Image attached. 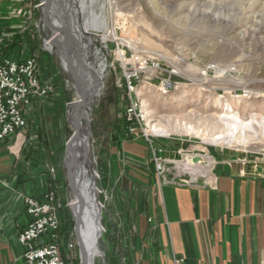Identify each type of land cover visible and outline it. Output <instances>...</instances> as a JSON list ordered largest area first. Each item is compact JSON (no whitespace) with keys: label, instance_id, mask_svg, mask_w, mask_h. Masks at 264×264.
Wrapping results in <instances>:
<instances>
[{"label":"rangeland","instance_id":"rangeland-1","mask_svg":"<svg viewBox=\"0 0 264 264\" xmlns=\"http://www.w3.org/2000/svg\"><path fill=\"white\" fill-rule=\"evenodd\" d=\"M102 1L94 0L92 8L96 13L102 9L107 21L105 53L108 67L102 78V93L91 103L88 117V157L95 173L104 228L98 240L103 255L95 259V264H131L124 246L118 243L122 229L112 228L119 221L116 211L124 215V196H128L131 183L126 173L115 171L114 155L110 154L112 145L118 141L115 134L125 127V114L131 112L135 116L137 137L147 146L142 133L154 135L155 132L150 131L153 124L166 130L167 134L154 137V142L171 144L172 152L163 155L164 173L178 177L180 182L205 178L199 168L187 164L189 155L185 154L208 156V161L209 158L214 161L211 167H215L220 158L228 156L264 158V0H158V11L170 23L157 18L144 0H105L104 6ZM0 2L18 4L29 12L26 15L32 17L41 52L53 64L54 75L49 82L54 86L51 95H56L54 105L45 107L40 117L38 115L34 123L38 125L34 140L29 141V135L25 140L29 143L28 154H38L40 147L37 144L42 145L46 167L50 171L53 169L48 165L50 162L59 166L64 181L62 187L66 188L65 203L54 190L59 198L57 207L65 211L62 223L66 220L70 224L69 227L61 226V231L66 232L67 228L73 229L74 222L63 157L66 142L74 132L70 105L79 97L74 81L63 70L59 46L48 47L51 29L40 21L41 0ZM64 2L67 6L72 5L71 0H62ZM174 6H180L182 10L174 14ZM217 16L226 21L217 20ZM99 47V40L92 41L90 63L101 56L100 51L99 56L95 53ZM120 51L125 53L124 59L119 58ZM144 61L149 65L157 62L162 68L157 71L142 68L140 64ZM208 64L217 65L218 69L208 72L205 68ZM131 74L135 82L130 89L127 76ZM168 76L180 83L166 92L160 81ZM228 107L244 120L254 117L256 132L245 130L241 143L229 145L205 140V136L226 131L219 116ZM236 136H240V132ZM75 247V252L66 257L69 264H79L77 245Z\"/></svg>","mask_w":264,"mask_h":264},{"label":"crops","instance_id":"crops-1","mask_svg":"<svg viewBox=\"0 0 264 264\" xmlns=\"http://www.w3.org/2000/svg\"><path fill=\"white\" fill-rule=\"evenodd\" d=\"M26 12L18 4L0 2V55L23 59L35 53L40 79L50 81L53 64L41 52ZM55 96L34 99L25 110L27 126L0 140V264H23L17 235L29 220L25 195L40 196L48 190L56 195V190L66 202L58 164H48L52 171L46 167L40 143L38 154H28L27 148L38 129V115L54 105ZM115 137L118 141L110 149L113 167L126 173L131 183L121 206L124 215L114 212L119 221L112 228L122 229L118 243L131 264H264V158L228 156L215 167L209 158L205 168H199L201 174L207 171L204 179L180 182L168 172L157 175L150 148L141 139L123 133ZM162 142L157 144L166 156L171 144ZM60 208L63 230L61 226L70 224L62 223L65 211Z\"/></svg>","mask_w":264,"mask_h":264},{"label":"built area","instance_id":"built-area-1","mask_svg":"<svg viewBox=\"0 0 264 264\" xmlns=\"http://www.w3.org/2000/svg\"><path fill=\"white\" fill-rule=\"evenodd\" d=\"M2 32L0 28V40ZM125 58V53H123ZM142 68L149 67L154 71L161 69L159 63L140 64ZM148 65V66H147ZM140 67V68H141ZM208 72H215L217 65H206ZM134 75L127 76V84L135 82ZM134 81V82H133ZM179 81L168 76L161 79L160 85L164 91L178 87ZM54 92V86L49 81L39 77L38 56L31 53L23 59H12L0 55V140L16 134L27 126L25 110L32 106L34 99L44 100ZM242 93H245L242 90ZM127 126L124 136L137 137V123L135 116L128 112L125 114ZM151 151V160L158 176L163 177L165 171L164 149L154 142L155 138L163 135L151 133L141 134ZM200 153H189L193 155ZM203 155V154H201ZM205 158L208 156L203 155ZM193 168H200L198 164H189ZM207 174V171L204 175ZM24 209L29 217L27 223L17 235L18 242L23 249V264H69L66 257L70 256L75 248L73 229L66 232L60 230L58 216V203L53 191H46L40 196L25 195Z\"/></svg>","mask_w":264,"mask_h":264},{"label":"bare ground","instance_id":"bare-ground-1","mask_svg":"<svg viewBox=\"0 0 264 264\" xmlns=\"http://www.w3.org/2000/svg\"><path fill=\"white\" fill-rule=\"evenodd\" d=\"M53 1L56 4V6L50 5L48 6V9L51 12L57 11L59 20H56L55 18L49 19L50 22L52 23V26L50 27L51 29L50 39H53L60 48V52L58 51V54L62 57L61 60H62L63 70L65 73L68 74L71 70L79 73V75L84 80L87 91L92 92L94 90L98 93L99 89H102V78L108 67V61H107L108 55L105 53V50L107 49L106 40L108 39L107 38L108 35L106 34L107 21L105 19L104 12L101 8H100L101 10L98 13L94 11V9L92 8L93 7L92 4L94 0H86V2H84L83 0H71V4H72L71 6L70 5L67 6L65 2L63 4L59 3L58 0H53ZM144 1L146 6L153 11L154 15L157 18L166 19L167 23H170V21L164 16V14L158 11L159 8L158 0H144ZM105 2H106L105 0L102 1V6L106 4ZM83 3L85 6L83 5ZM63 8H65V10ZM180 8H181L180 6H174L172 8L173 13L176 14L175 12L182 10ZM215 18L217 20H222V21L224 20V18L222 19V17L219 16ZM56 25L60 26V28H62L64 32L66 31L71 36H73L74 39H76L77 43L84 51V55H81V57L84 58L87 66H84L83 68L80 67V69H78L79 68L78 62L71 59L70 68L67 67L66 54H65L64 43L62 40V35L57 31L55 27ZM95 39L100 41V47L99 49L96 50L95 53L98 54L99 56L98 52L100 51L101 56L96 57V62L90 63L88 61L91 55L89 48L92 46V41H94ZM48 43H49L48 47L52 49L53 47L51 46L49 39L47 40V44ZM118 56L120 59H124L123 51H120L118 53ZM78 99L79 98H77V100L70 105L69 113L72 123L75 122V119L77 118L78 115V111H79V104L77 103ZM219 118L225 125L226 131L222 134L205 136L204 137L205 140H209L216 144L226 143L229 145L232 142L241 143L243 140L242 136L245 130L246 131L251 130L256 132L254 128V123H256V120L254 117H251L248 120H244L240 118L232 109H230V107H228V109H225V111L220 114ZM150 131H153L156 134H160V135L167 134L166 130L163 127H157L154 124L151 126ZM237 132H240V136H236ZM70 145H71L70 149L72 152L67 153L68 158L70 157V155L73 154L77 158V160L80 161L84 158V149H87V156H86L88 161L87 164L90 165V160L88 157V152L90 149V140L88 137V129L85 120H81L80 122L79 137L74 138L70 142ZM207 158H205L206 163H208ZM187 164H191L190 160L188 161ZM205 166L200 168L203 169L205 168ZM81 171L83 173L82 181L77 182V177H75L77 187H79V191L83 195V205H82L83 214H82L81 234L83 237L84 245L89 255L88 264H95V259L97 257L102 258L101 255H103L98 247V240L104 231V228L101 223V204L97 199L98 194L96 193L95 186L94 187L92 186V182L90 178V174H91L90 170H88L87 167L84 166ZM205 172L206 171H203L202 175H204ZM93 177H95V174ZM74 201L75 198H72L70 200V204L72 203L73 205ZM76 206L79 209L78 203H76Z\"/></svg>","mask_w":264,"mask_h":264},{"label":"water","instance_id":"water-1","mask_svg":"<svg viewBox=\"0 0 264 264\" xmlns=\"http://www.w3.org/2000/svg\"><path fill=\"white\" fill-rule=\"evenodd\" d=\"M58 2L62 3V0H58ZM50 5L56 6L53 0H41L39 4V11H40V16H41L40 21L45 23V25L48 28L52 26V23L50 22L49 19L55 18L56 20H59L57 11H54V12L49 11L48 6ZM63 9L65 10V8ZM55 27L57 31L62 35V40L64 43L65 54H66L67 67L70 68L71 59L78 62V67H79L78 69H80V67L83 68L84 66H87L84 58L81 57V55H84V51L82 50L80 45L77 43L76 39H74V37L71 36L66 31L64 32L63 29L60 28V26L56 25ZM50 44L51 46L56 45L53 39H50ZM66 74L74 81V87L79 97L77 101V103L79 104V111H78L77 118L75 119V122L72 123L74 132L66 142L65 153L63 157V164L65 168V179H66L67 189L69 193L71 194L72 198H75L73 205L71 203L69 204V206H70V213L73 217V222H74L73 233H74V239H75L77 249H78L79 264H88L89 255L84 245L83 237L81 234L82 214H83V209H82L83 195L79 191V187H77L75 177H77V182L82 181L83 173L81 170L83 169L84 166L87 167V169L90 170L91 172L90 178H91L92 186L94 187L95 183H94L93 176L95 173L92 169L91 161H90V165L87 164L88 162L86 158L87 149H84V158L80 161H78L77 158L73 154L70 155V157L68 158L67 153L72 152L70 149L71 148L70 142L74 138L79 137V127H80L81 120L86 121L87 129H88V137L90 140V124H89V119H88L90 105L93 102V100L97 96L100 95L103 88L99 89L98 93L94 90L92 92H88L86 89L84 80L79 75V73L71 70L69 74L68 73ZM68 99L70 100V98ZM188 159L190 160V163L198 164L201 167L207 164L205 157L201 154L189 155ZM76 203H78L79 209L76 206Z\"/></svg>","mask_w":264,"mask_h":264},{"label":"trees","instance_id":"trees-1","mask_svg":"<svg viewBox=\"0 0 264 264\" xmlns=\"http://www.w3.org/2000/svg\"><path fill=\"white\" fill-rule=\"evenodd\" d=\"M133 82H134V81H133ZM123 122H124V124H125V125H124L125 127L123 128V130H119L117 134H120V133L122 134V133H124V131H125V129H126V126H127V121L125 120V117H124V119H123ZM73 238H74V237H73ZM75 248H76V247H75ZM73 252H75V250L72 251V254H73Z\"/></svg>","mask_w":264,"mask_h":264}]
</instances>
